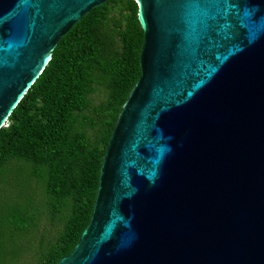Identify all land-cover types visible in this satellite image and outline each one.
Wrapping results in <instances>:
<instances>
[{
    "label": "water",
    "instance_id": "95a60500",
    "mask_svg": "<svg viewBox=\"0 0 264 264\" xmlns=\"http://www.w3.org/2000/svg\"><path fill=\"white\" fill-rule=\"evenodd\" d=\"M107 0H0V129ZM141 76L57 264H264V0H133Z\"/></svg>",
    "mask_w": 264,
    "mask_h": 264
},
{
    "label": "trees",
    "instance_id": "16d2710c",
    "mask_svg": "<svg viewBox=\"0 0 264 264\" xmlns=\"http://www.w3.org/2000/svg\"><path fill=\"white\" fill-rule=\"evenodd\" d=\"M143 39L135 1L91 9L0 129V183L22 187L19 200L0 211V264L19 261L42 218L58 233L36 264H57L73 251L90 220L114 125L141 76Z\"/></svg>",
    "mask_w": 264,
    "mask_h": 264
},
{
    "label": "rangeland",
    "instance_id": "374dc122",
    "mask_svg": "<svg viewBox=\"0 0 264 264\" xmlns=\"http://www.w3.org/2000/svg\"><path fill=\"white\" fill-rule=\"evenodd\" d=\"M9 177H12L11 180H13L14 176L10 175ZM21 188L22 187L18 186L15 182H13L8 188L4 187L2 183H0V211L2 207H4V209L10 207L14 200H19L17 198V195L20 194ZM31 191V187H27L23 189L22 193L25 195V197H27L32 194ZM23 200L20 202L21 205L25 204V201ZM37 201H39V203L42 202L40 199H36V202ZM57 233L58 228L49 225L46 219H40L38 221V227L34 231L33 235V237H35L36 239L34 241L32 239L33 237H31L30 242L27 245L30 246V248L27 247V249H25V252L21 255L22 257L18 262H11L7 264H36L39 251L44 250L46 248L48 240L53 239L57 235ZM39 238L42 239V244L39 242Z\"/></svg>",
    "mask_w": 264,
    "mask_h": 264
}]
</instances>
